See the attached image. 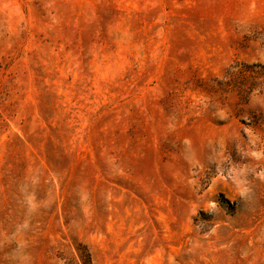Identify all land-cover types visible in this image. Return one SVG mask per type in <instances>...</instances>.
<instances>
[{
  "label": "rangeland",
  "instance_id": "1",
  "mask_svg": "<svg viewBox=\"0 0 264 264\" xmlns=\"http://www.w3.org/2000/svg\"><path fill=\"white\" fill-rule=\"evenodd\" d=\"M0 264H264V0H0Z\"/></svg>",
  "mask_w": 264,
  "mask_h": 264
}]
</instances>
